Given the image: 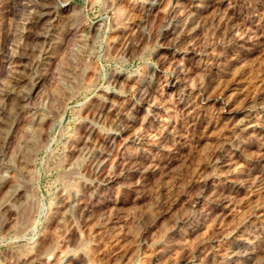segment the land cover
<instances>
[{
	"label": "rangeland",
	"instance_id": "rangeland-1",
	"mask_svg": "<svg viewBox=\"0 0 264 264\" xmlns=\"http://www.w3.org/2000/svg\"><path fill=\"white\" fill-rule=\"evenodd\" d=\"M192 1L161 0L145 20L147 0H0V207L20 190L0 210V264H264V0H208L205 23L170 58L166 30ZM43 4L60 19L50 34L37 24ZM149 78L151 97L103 170L136 159L146 169L66 220L86 151L117 125L98 116L103 103L123 108ZM229 96L249 108L234 130L218 119Z\"/></svg>",
	"mask_w": 264,
	"mask_h": 264
},
{
	"label": "bare ground",
	"instance_id": "bare-ground-1",
	"mask_svg": "<svg viewBox=\"0 0 264 264\" xmlns=\"http://www.w3.org/2000/svg\"><path fill=\"white\" fill-rule=\"evenodd\" d=\"M47 1L52 2L53 0H47ZM160 1L161 0H147V2L144 3L143 13L145 14V20H146V17L152 13V11L155 9V7L159 4ZM67 4L68 3L66 1L64 3V6H66ZM189 4H190V2H189ZM190 5L191 6H188L189 9H186L187 11L185 12V14L182 17L176 19L173 22L172 26L171 27L169 26V28L166 30L165 36H167V35L169 37L171 36V39L169 38L170 40H168L169 41V44H168L169 50L168 51H169L170 58H173V56L175 54L179 53L178 51H180V48L182 49L184 45L189 44V42H187L189 35L197 27L202 26L205 23L204 22L205 18L203 16V13L206 12V10L208 8V0H193ZM182 13H181V15H182ZM59 20L60 19H59L58 14L54 11V9L50 6V4H46V5L43 4L40 7V13H39L38 18H37V24L41 28V30L44 31L45 34H50V33L54 32L55 28H56V23ZM143 20H140L138 22V24L136 23L137 25L135 26L136 27L135 29L138 33L139 32L142 33V31H143V25H144ZM71 30H72V27H70L68 31H71ZM69 35H70V33H67L65 39H67V37ZM47 53H48V50L45 49V50H43L42 54L45 57H47L46 56ZM186 53H191V52H186ZM166 55H167V53H166ZM234 57L236 59L239 56L235 54ZM184 59H186V58H184ZM111 82H112V84H114V86H117L120 83V75L114 74L113 77L111 78ZM154 85H155L154 81L150 78L148 81L147 80H141L138 83L137 87L133 90L131 99H129L128 102L124 105V107L119 109V110L112 107L108 102L103 103L101 109L98 112V114H99L98 116L100 117V119L101 118L104 119L105 117H109V116L114 117L117 125L115 126L114 129L107 131L104 134V137L102 139V146L100 148H98L95 151H93V150L90 152L86 151V153H87L86 156L90 160V162H89L90 165H89V168L86 172V175L88 178H85V179L81 178L79 180V182H78L79 186L78 187H80L79 189L82 188L81 191H79V189H77V188H75V189L72 188L69 191V193L67 195V203H66L68 209L63 213V217L66 218V220H68V218L71 217V210L75 211L80 216H83V215L89 213L90 211H92L94 209V202L99 197L98 195H99V191L101 188L105 187L106 189H108V188L110 189L111 185L117 184L118 180H126V179L129 180L133 174L140 173L146 169V164H145V162H143L144 160L141 161V160L136 159V161H133L129 164H126L121 170H119L118 174H115L114 172L105 173L103 170L105 161L108 160V156L110 154V150H111L110 148H112L115 139L119 138V136L125 132L130 133L129 129L132 128L134 123H136L135 122L137 119L136 113L142 108V105L147 104V102L149 101V98L151 97V92L154 90L153 89ZM229 89H230L229 87H226L224 91H228ZM230 97L231 96H229L228 101L225 103L226 109L223 112L218 113V119L226 129L234 130L236 127L240 126L243 121H245V118L247 116V112H248L249 108L246 105L234 107L231 104L232 99ZM24 102H26V103H25V105L21 106V109L19 112L20 114H22V113L26 114L27 107L29 104L28 99H25ZM123 118H124L125 124H122V122L120 123V120ZM92 133H93V130H90L88 132V137H90L92 135ZM261 133L262 134H261L260 141L262 142V145H264V125L261 127ZM29 138H31V137H29ZM9 147H7V149ZM83 153L85 154V152H83ZM225 162H220V164L225 163ZM224 166L225 165H223L221 167H224ZM26 176H28V172L24 171L22 173V175H19L18 178L20 180H23ZM74 176H77V174L75 173ZM76 178L79 179L80 177L77 176ZM236 188H238V185L236 183H234V191L235 192L237 191ZM84 190H91L90 196L87 199L86 198L83 199L84 193H81V192ZM256 191L259 194L263 195V197H264V182H263V185H260L258 188H256ZM19 192H20V190L18 188H16L13 193L8 194L5 198L4 204L0 207V210L1 209L2 210L3 209L12 210L11 208L13 207V198L15 197V194L19 193ZM220 203L223 204L224 202H220ZM212 205L213 206L210 209L206 210L207 213L204 214V216L214 215L215 207H218V203L212 204ZM24 216H25V212H21L20 213V219L22 221L24 219H26V217L24 218ZM195 228L197 229L198 227H194V230H196ZM113 252H115V248H113ZM236 253L243 255L244 257L248 255V253L242 248H237ZM35 257H38L39 260L40 259L42 260L46 257V254H38L37 253V255ZM25 262L26 261L24 259V260H20L17 264H24Z\"/></svg>",
	"mask_w": 264,
	"mask_h": 264
}]
</instances>
